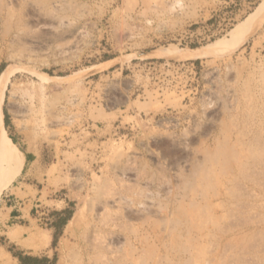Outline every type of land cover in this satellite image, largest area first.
<instances>
[{"label": "rangeland", "instance_id": "rangeland-1", "mask_svg": "<svg viewBox=\"0 0 264 264\" xmlns=\"http://www.w3.org/2000/svg\"><path fill=\"white\" fill-rule=\"evenodd\" d=\"M260 2L0 0L1 196L34 153L57 264H264V24L192 56Z\"/></svg>", "mask_w": 264, "mask_h": 264}, {"label": "crops", "instance_id": "crops-1", "mask_svg": "<svg viewBox=\"0 0 264 264\" xmlns=\"http://www.w3.org/2000/svg\"><path fill=\"white\" fill-rule=\"evenodd\" d=\"M22 173L0 198V264H19L4 248L15 246L24 255L52 258L53 232L48 222L53 212L69 208L66 200L44 197L30 179L24 177L28 167L37 161L32 152L24 153Z\"/></svg>", "mask_w": 264, "mask_h": 264}, {"label": "bare ground", "instance_id": "bare-ground-1", "mask_svg": "<svg viewBox=\"0 0 264 264\" xmlns=\"http://www.w3.org/2000/svg\"><path fill=\"white\" fill-rule=\"evenodd\" d=\"M263 24H264V0H261L255 11L251 13L242 23H240L233 30V32L230 34V39L228 41L221 42L215 46L209 47L208 49L196 52L192 56L207 57L214 55L216 53H220L227 49L238 47L241 44H243L247 39L254 36L260 30ZM7 85H8V78L6 76H3V83L0 86V144L6 141L4 122H3V112H4V96ZM38 105H39V100H36L35 98L30 99L29 108L31 113L36 112V108L38 107ZM13 183H14V176L11 179V185ZM0 197H1V189H0Z\"/></svg>", "mask_w": 264, "mask_h": 264}, {"label": "trees", "instance_id": "trees-1", "mask_svg": "<svg viewBox=\"0 0 264 264\" xmlns=\"http://www.w3.org/2000/svg\"><path fill=\"white\" fill-rule=\"evenodd\" d=\"M5 114V124L6 127H9V116L7 114V111L4 110ZM74 215V210L72 209H66L62 212H53L51 214L50 220L48 222V227L53 231V242H52V248L56 249L58 245V241L60 237L63 234L64 229L69 224V222L72 220ZM17 250L15 247L9 248V252L12 254L13 258L17 259L19 261V264H57L58 256L57 254L54 255L53 258L48 257H34L29 255H24L21 251H15Z\"/></svg>", "mask_w": 264, "mask_h": 264}]
</instances>
